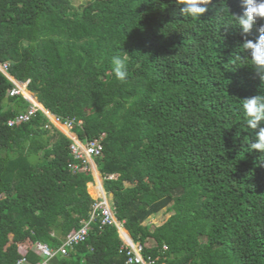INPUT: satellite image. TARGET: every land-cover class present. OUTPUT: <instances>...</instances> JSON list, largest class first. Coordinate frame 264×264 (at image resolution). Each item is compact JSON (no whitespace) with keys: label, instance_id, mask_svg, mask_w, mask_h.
<instances>
[{"label":"trees","instance_id":"16d2710c","mask_svg":"<svg viewBox=\"0 0 264 264\" xmlns=\"http://www.w3.org/2000/svg\"><path fill=\"white\" fill-rule=\"evenodd\" d=\"M180 3L0 0V63L79 140L100 141L103 187L145 259L264 264V153L250 149L259 129L242 110L264 94V69L244 49L264 19L245 32L233 16L242 0H211L198 19ZM116 55L125 81L112 72ZM12 86L0 71V264H39L21 245L57 249L89 220L92 174L40 110L8 124L29 105L8 96ZM163 208L162 224L144 223ZM100 219L51 264H128L116 226Z\"/></svg>","mask_w":264,"mask_h":264},{"label":"built area","instance_id":"2783aa9c","mask_svg":"<svg viewBox=\"0 0 264 264\" xmlns=\"http://www.w3.org/2000/svg\"><path fill=\"white\" fill-rule=\"evenodd\" d=\"M8 64L0 63V71L12 82L13 86L8 90V96H17L21 95L26 101H28L29 105L28 108L24 113L17 114L13 119H10L8 121L9 125H13L15 123H20L29 120L31 116L35 114L37 110H40L42 113L46 114L47 117L50 119L53 125L59 127L63 126L67 131L73 129L72 121H64L60 122V120L52 115V118H50L49 115H51L49 110H46L42 106H38V102L36 101V98L32 92H30L27 88L26 82H19L16 81L13 77H11L7 73ZM50 125H46V127ZM71 154L74 159L81 160L82 163L87 162L91 158H97L101 156L102 154V146L100 141L93 140L89 141L85 144V146L80 147V145L74 140V143L70 145ZM70 167H73V169H76L77 166L70 164ZM104 196V195H103ZM107 197V195H106ZM101 198V195L98 198V202L94 204L93 209L90 214V219L88 222H86L80 229L70 231L66 234L65 238L63 237L62 244L57 249H52L49 247L46 243L43 242H33V247L27 250L22 251V255H25L27 251L31 250L38 256L42 258L41 263L39 264H51V260L58 254L66 255L68 247L71 246L74 243H77L81 240H83L87 234L89 229L90 221L94 220L96 217L100 215L101 217V224H117L115 217H114V207L113 203L111 202V199L107 198ZM36 243V246L34 245ZM143 246L141 244H131L130 242L124 240V245H122L121 249H126V254L129 256L127 263H139V264H155L154 260L150 257L147 259H144L141 253L143 252ZM166 246H163V249H166ZM17 264H31L28 263L25 257H21L17 260Z\"/></svg>","mask_w":264,"mask_h":264},{"label":"clouds","instance_id":"9594fccd","mask_svg":"<svg viewBox=\"0 0 264 264\" xmlns=\"http://www.w3.org/2000/svg\"><path fill=\"white\" fill-rule=\"evenodd\" d=\"M209 4H211V0H181L178 7L182 16L198 19L201 14L207 11ZM241 6L242 13L239 16L235 14L233 16L234 19H238L242 29L248 32L258 19H264V0H242ZM258 31L260 35L255 41H245L244 49L249 52L252 58V66L256 69H264V26H261ZM112 65L115 78L119 81H125L128 76L125 58L119 55L113 56ZM36 101L40 104L37 99ZM242 110L247 125L251 129H259L255 133V141L250 144V149L264 153V126H260L264 124V94L244 98L242 100ZM106 195L108 196V194Z\"/></svg>","mask_w":264,"mask_h":264},{"label":"crops","instance_id":"0c3cea01","mask_svg":"<svg viewBox=\"0 0 264 264\" xmlns=\"http://www.w3.org/2000/svg\"><path fill=\"white\" fill-rule=\"evenodd\" d=\"M35 96V95H34ZM59 130H61L65 135L69 136V132L63 127V126H59L58 127ZM72 134H70L71 136ZM89 167H90V173L92 174V180L87 182V192L90 195V197L92 199H98L100 196V193L107 194L104 187H103V177L101 176V174L99 173L98 169H97V164L94 161L91 165V163H89ZM98 175L101 177V180H99ZM113 177V176H112ZM95 184V185H94ZM88 185L90 186V188H92V192L89 193V189H88ZM94 186V187H93ZM95 190V191H94ZM102 190H104L102 192ZM95 195L94 197H92V195ZM109 195V194H108ZM97 197V198H96ZM120 233H119V238H120ZM122 237H124L128 242L132 241L131 236L129 235L127 230H123L122 231ZM40 242V241H39ZM140 244V243H137ZM142 245V244H141ZM143 246V245H142ZM144 247V246H143Z\"/></svg>","mask_w":264,"mask_h":264},{"label":"rangeland","instance_id":"374dc122","mask_svg":"<svg viewBox=\"0 0 264 264\" xmlns=\"http://www.w3.org/2000/svg\"><path fill=\"white\" fill-rule=\"evenodd\" d=\"M84 0H77V2H83ZM76 4V3H75ZM77 5V4H76ZM38 106H42L43 107V104L42 103H40V104H38ZM50 116V118L51 119H53L52 118V114L51 115H49ZM70 135V134H69ZM71 136H73V135H71ZM98 177H99V180H101V177L98 175ZM88 189H89V193L90 192H92V189H90V186L88 185ZM104 190H102V192H103ZM100 195H101V198H105L106 197V194H104V192L103 193H100ZM104 195V196H103ZM95 195L93 194L92 195V197H94ZM108 197V199H111L112 198V194L111 193H109V195L107 196ZM106 197V198H107ZM97 198V197H96ZM95 200V199H94ZM171 214V212L168 210V209H166V208H163L162 210H160L158 213H156V214H153V215H151V216H149L148 217V219L144 222L145 224H150V225H152V226H157V225H160V224H162L167 218H168V216ZM66 236V235H65ZM65 236H64V238H65ZM132 239V238H131ZM133 241V240H132ZM134 242V241H133ZM37 243V242H36ZM36 243H34V245L36 246ZM42 243V242H41ZM20 244V243H19ZM45 244V243H44ZM149 245H151V242L150 243H148V246ZM22 246V248H21V250L22 251H24V250H27V249H30V248H32L33 247V243L31 244V245H29V247H25V246H23V245H21ZM154 262H155V260H154ZM161 264H166V263H161Z\"/></svg>","mask_w":264,"mask_h":264},{"label":"bare ground","instance_id":"6f19581e","mask_svg":"<svg viewBox=\"0 0 264 264\" xmlns=\"http://www.w3.org/2000/svg\"><path fill=\"white\" fill-rule=\"evenodd\" d=\"M69 132V134H72L73 136H67L70 140H71V144H73L74 143V140L80 145V147H83V146H85V144L86 143H88V142H82L81 140H79L77 137H76V135L73 133V129L72 130H69L68 131ZM70 151H71V149H70ZM71 153V152H70ZM72 155V154H71ZM73 157V156H72ZM77 160H79V159H77ZM80 162H81V160H79ZM95 161V158H91L90 160H88L87 162H85V163H82L81 162V164L83 165L82 166V170H84V171H90V167H89V163H91V165H92V163ZM74 165V164H73ZM95 185V184H94ZM94 187V186H93ZM90 189H92V188H90ZM93 190V189H92ZM95 191V190H94ZM98 202V199H95V204ZM91 214V213H90ZM114 217H115V220H116V223L117 224H114L115 226H116V228H117V232H118V235H119V233H120V239H121V241H122V243H123V245H124V240H126L124 237H122V231H123V229L121 228V225L119 224V222L117 221V219H116V216H115V212H114ZM89 220H86V221H83V223H82V225H81V227L86 223V222H88ZM91 222V221H90ZM80 227V228H81ZM79 228V229H80ZM89 229H90V224H89ZM89 229H88V233H89ZM88 235V234H87ZM127 241V240H126ZM130 243L131 244H133V245H135V243L133 242V241H130ZM73 245V244H72ZM72 245L71 246H69L68 248H71L72 247ZM126 250V249H125ZM127 251V250H126ZM141 255L143 256V254L141 253ZM128 256V255H127ZM129 257V256H128ZM144 258V257H143ZM145 259V258H144ZM128 260V259H127ZM127 262V261H126ZM128 264H130V263H128ZM132 264V263H131Z\"/></svg>","mask_w":264,"mask_h":264}]
</instances>
